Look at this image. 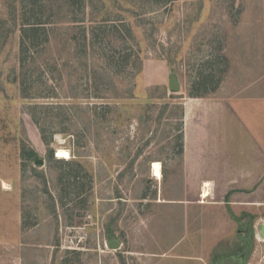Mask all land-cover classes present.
Here are the masks:
<instances>
[{
  "label": "rangeland",
  "instance_id": "rangeland-1",
  "mask_svg": "<svg viewBox=\"0 0 264 264\" xmlns=\"http://www.w3.org/2000/svg\"><path fill=\"white\" fill-rule=\"evenodd\" d=\"M133 2L137 12L123 19L134 41L122 22L48 25L25 99L19 22L11 0H0V264H215L241 247L229 206L203 204L202 185L187 177L183 118L191 101L221 111L227 103L248 114L246 128L244 119L220 121L221 135L235 132L230 151L251 146L246 130L263 140L264 0ZM80 25L90 27L83 58L70 38ZM138 50L139 77L131 68L114 74L108 56L124 65ZM172 74L180 92L169 89ZM22 143L43 164H25ZM58 149L71 158H57ZM260 216L247 264L264 259Z\"/></svg>",
  "mask_w": 264,
  "mask_h": 264
},
{
  "label": "crops",
  "instance_id": "crops-1",
  "mask_svg": "<svg viewBox=\"0 0 264 264\" xmlns=\"http://www.w3.org/2000/svg\"><path fill=\"white\" fill-rule=\"evenodd\" d=\"M223 105L222 111L219 110V104V108L213 106L215 110H210L211 106L203 101H191L186 103L183 118V156L187 177L193 183L202 185L200 198L203 204L229 206L224 208L230 219L242 225L238 231L241 243L239 250L217 260L215 264L235 253L243 255L247 249L245 241L252 242L253 253L252 219L257 214L264 219V138L259 141L258 135L246 130L243 135L250 137L251 146L244 145L243 150L238 148L237 153L231 152L228 145L230 138L234 139L235 132H232L230 138L227 134L221 135L220 121L224 118L231 121L244 119L241 125L246 128L248 114H239L231 105L226 106L227 103ZM252 116L255 117L254 114ZM213 121H218L215 128ZM205 189L209 191L207 197H204ZM259 230L257 234H260Z\"/></svg>",
  "mask_w": 264,
  "mask_h": 264
},
{
  "label": "trees",
  "instance_id": "trees-1",
  "mask_svg": "<svg viewBox=\"0 0 264 264\" xmlns=\"http://www.w3.org/2000/svg\"><path fill=\"white\" fill-rule=\"evenodd\" d=\"M54 0H11L10 10L14 22H19L20 39H19V64L21 72L19 73L20 84L23 87V98L28 99L24 85H28L32 81V73H29L28 69L33 67V64H37L38 60L47 52L51 36L48 29V25H58L63 22V18L70 21L72 24H83L84 22L90 24H100L109 26L114 22H122L124 29L129 38L134 41L133 30L130 28L123 16L130 15L137 12L136 5L133 0H56L62 2L61 4L54 5ZM174 0H156L158 4L170 3ZM89 7V11H87ZM116 8L117 13H113V9ZM63 14V15H62ZM112 14L118 19H111ZM62 16V17H61ZM85 24V25H86ZM81 26V25H80ZM99 26L98 28H103ZM111 27L119 33V28L116 25ZM79 33L72 35L71 41L74 42L76 56L81 57L88 56V31L90 27H78ZM97 28V29H98ZM108 31V30H107ZM138 53L133 57L129 55L125 59L124 65H121V61L116 62L114 57H109V65L115 66V73L119 74L122 70L131 68L130 74L133 78L137 79L143 71V60L141 57L142 50H138ZM107 57V55H105ZM31 70V69H30ZM111 73H105V78L110 81L113 79ZM18 78V79H19ZM135 90V89H134ZM131 96L135 92L131 89ZM117 98H118V93ZM133 99V97H129ZM36 120L39 125V129L46 139V132L43 127L40 126V120ZM49 144V143H47ZM38 154L36 151L28 147L25 143L21 146V159L25 164L37 161ZM51 159H54V154L51 153ZM72 164V163H68ZM124 263V262H123Z\"/></svg>",
  "mask_w": 264,
  "mask_h": 264
},
{
  "label": "water",
  "instance_id": "water-1",
  "mask_svg": "<svg viewBox=\"0 0 264 264\" xmlns=\"http://www.w3.org/2000/svg\"><path fill=\"white\" fill-rule=\"evenodd\" d=\"M169 89L172 93H177L181 91V84L176 74H172L169 78ZM36 163L43 164V161L37 160ZM260 237L261 239H264V224H262L260 227ZM245 244L247 246V249L243 255H231L223 261H220L218 264H247L251 257L253 246L251 241H245ZM119 245L120 244L116 240L111 241L109 243V246L113 249H118Z\"/></svg>",
  "mask_w": 264,
  "mask_h": 264
},
{
  "label": "bare ground",
  "instance_id": "bare-ground-1",
  "mask_svg": "<svg viewBox=\"0 0 264 264\" xmlns=\"http://www.w3.org/2000/svg\"><path fill=\"white\" fill-rule=\"evenodd\" d=\"M56 157L57 158H60V159L68 160V159L71 158V155H70V153H69L68 150L58 149L56 151ZM152 173H153V176L157 180H162V178H163V172H162V164L160 162H154L153 163V165H152ZM208 193H209L208 189H205L204 190V197H207L208 196Z\"/></svg>",
  "mask_w": 264,
  "mask_h": 264
},
{
  "label": "built area",
  "instance_id": "built-area-1",
  "mask_svg": "<svg viewBox=\"0 0 264 264\" xmlns=\"http://www.w3.org/2000/svg\"><path fill=\"white\" fill-rule=\"evenodd\" d=\"M257 264H264V259H262L261 261H259Z\"/></svg>",
  "mask_w": 264,
  "mask_h": 264
},
{
  "label": "flooded vegetation",
  "instance_id": "flooded-vegetation-1",
  "mask_svg": "<svg viewBox=\"0 0 264 264\" xmlns=\"http://www.w3.org/2000/svg\"><path fill=\"white\" fill-rule=\"evenodd\" d=\"M244 253H245V252H244ZM235 254H237V253H235ZM235 254H234V255H235Z\"/></svg>",
  "mask_w": 264,
  "mask_h": 264
}]
</instances>
